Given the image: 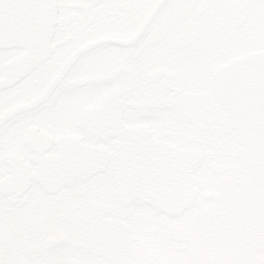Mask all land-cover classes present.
Masks as SVG:
<instances>
[{
	"label": "flooded vegetation",
	"instance_id": "af4514ba",
	"mask_svg": "<svg viewBox=\"0 0 264 264\" xmlns=\"http://www.w3.org/2000/svg\"><path fill=\"white\" fill-rule=\"evenodd\" d=\"M53 4L41 61L0 46V264H264V179L242 189L252 169L214 89L232 60L264 64V0ZM17 15L0 0L1 25ZM126 143L159 163L131 173ZM163 150L190 159L186 206L176 161L161 203ZM128 172L140 187L122 189Z\"/></svg>",
	"mask_w": 264,
	"mask_h": 264
},
{
	"label": "water",
	"instance_id": "95a60500",
	"mask_svg": "<svg viewBox=\"0 0 264 264\" xmlns=\"http://www.w3.org/2000/svg\"><path fill=\"white\" fill-rule=\"evenodd\" d=\"M17 2L18 15L14 24L2 23L0 46H17L26 49L30 40L25 35L32 27L41 38L45 55L49 49L48 39L53 25L51 21L48 23L46 18L49 13H52L53 1L17 0ZM8 7L11 8V1ZM36 13L40 14V17ZM2 18L4 17L0 19ZM12 32L15 35L14 38H12ZM34 37L36 36L32 38ZM38 48L41 52L42 48ZM214 89L219 102L241 125L239 139L243 141L247 139L248 148H252L253 145L264 148V64L260 58H240L220 67L216 73ZM167 154L171 156L172 162L177 161V157L184 156L173 151H168ZM252 154L256 156L253 152ZM247 155L250 154L247 152ZM241 161H245V158H241ZM245 162L253 167L249 162ZM166 172L167 169H164L163 173ZM247 179L257 181L261 177L255 172Z\"/></svg>",
	"mask_w": 264,
	"mask_h": 264
},
{
	"label": "bare ground",
	"instance_id": "6f19581e",
	"mask_svg": "<svg viewBox=\"0 0 264 264\" xmlns=\"http://www.w3.org/2000/svg\"><path fill=\"white\" fill-rule=\"evenodd\" d=\"M17 3H18L17 0H12V8H17V10H18ZM33 10L37 11L35 8H33ZM54 12H55L54 9H52V13H49L47 15L46 20H47L48 23L51 21V23L54 24V17H53L54 16ZM36 14H38V13H36ZM38 15L40 17V14H38ZM5 22L13 24L15 22V19H14V17L10 16V18L8 17V18L5 19ZM1 26L2 25H1V22H0V40H1V37H2ZM52 30H53V27H52ZM11 34L13 35V32ZM25 36H26V38H28L30 40V42H28L26 49H24V48H21V49L24 50V59L29 64L27 67H29L30 65H32L34 63H38L39 61H41L43 59V57H45L48 54L49 51L46 52L45 55H44L45 50H44V47L41 46L42 45L41 41H40L41 38H40L39 35H37L35 29H33L32 27L29 28V30L27 32V35H25ZM33 36H36V37H34V39H33L32 38ZM14 37H15V35L12 36V38H14ZM1 42H0V44H1ZM38 47L42 48L41 52H40ZM231 116L233 117V115H231ZM235 121L237 122L236 119H235ZM237 124H239V123L237 122ZM240 128H241V125L239 124V128L238 129H239V132H240V135H241V129ZM240 142L242 144V148H240V150H241V158L242 159L245 158V161L249 162L253 166V167H250L249 164H247L245 161H242V163L244 165L243 169L251 168L252 169V174L256 172L261 178L264 179V148H261V147L258 148L255 145H253L252 148H248L249 144H248V140L247 139H245L244 141L240 140ZM127 148H128V144L127 143L125 145H122L119 148V151L121 152V155H119V156H123V157H126V158L130 159L131 156L128 154L129 151H128ZM247 152L250 155H247ZM252 152L254 154H256V156L253 155ZM161 153H162L161 154V159H160L162 161L161 163H168V162L171 163L172 162V158H171L170 155L167 154V150H163V152H161ZM139 154H141L139 156V158H133L132 157L131 159H133L135 161V163L140 161L141 162L140 165H139L140 167L130 166L128 168V171H130L131 173L133 171H136V170L142 171L144 168L147 169L146 167L148 165L150 166L151 164L153 165V164L159 163L158 160L156 161V159H153L150 156V154H148L147 152L146 153H139ZM249 157H252V158L249 159ZM186 160H188V162H190V159H186L185 156L177 157V161L176 162L180 166V167H178L179 174H183L184 173L183 172V171H185L184 170V166H185L184 164L187 163ZM122 173H124V171H122ZM129 174L130 173L128 172V173H125V174H120V176L117 177L119 181H122L124 183L123 184L124 186H123L122 189H124V190L125 189H129V187L134 186L135 183L139 184V187H140V184L142 182H140L139 180L133 178L131 176V174L130 175ZM263 179L257 180V181H252L250 179H247L248 181H244L243 182V188L242 189L245 191L246 188L252 187V185H256L258 182L261 184ZM155 180L156 179H153V181H155ZM171 180L172 179L164 182V184H163V190L161 192L162 193V202L161 203L163 205H165V203H163L164 201H170L171 200L170 196H171V191L172 190H169V187H171L175 183L174 180H172V181ZM156 183H157V181H156ZM157 186H159V185H157ZM134 187H136V186H134ZM158 193H159V191H158ZM188 195H191L190 190H189V194ZM174 198L176 200H178L177 203H178V205L180 207H183L184 205L186 206V204H188V203H190L192 201V199L187 198V196L185 194H183L182 192H175Z\"/></svg>",
	"mask_w": 264,
	"mask_h": 264
}]
</instances>
